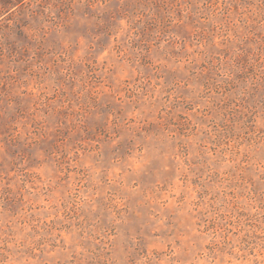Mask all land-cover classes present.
<instances>
[{
	"label": "rangeland",
	"instance_id": "obj_1",
	"mask_svg": "<svg viewBox=\"0 0 264 264\" xmlns=\"http://www.w3.org/2000/svg\"><path fill=\"white\" fill-rule=\"evenodd\" d=\"M0 264H264V0H0Z\"/></svg>",
	"mask_w": 264,
	"mask_h": 264
}]
</instances>
